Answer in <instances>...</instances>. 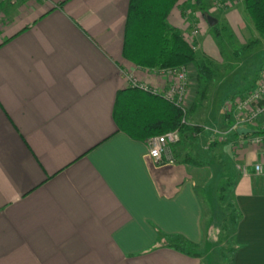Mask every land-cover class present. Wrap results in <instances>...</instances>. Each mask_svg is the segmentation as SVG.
<instances>
[{
    "label": "crops",
    "instance_id": "1",
    "mask_svg": "<svg viewBox=\"0 0 264 264\" xmlns=\"http://www.w3.org/2000/svg\"><path fill=\"white\" fill-rule=\"evenodd\" d=\"M176 7L167 21L184 32L189 4ZM128 8L129 0L0 3V264H203L161 240L199 248L209 225L188 153L179 146L174 163L156 165L145 142L113 121L116 93L132 87L126 75L150 88L169 83L123 58ZM186 69L189 109L198 82ZM201 134V149H217ZM234 143L241 220L231 262L264 264V173H253L264 168V144Z\"/></svg>",
    "mask_w": 264,
    "mask_h": 264
},
{
    "label": "rangeland",
    "instance_id": "2",
    "mask_svg": "<svg viewBox=\"0 0 264 264\" xmlns=\"http://www.w3.org/2000/svg\"><path fill=\"white\" fill-rule=\"evenodd\" d=\"M8 1L0 0V3L8 4ZM185 2H188L189 7L187 15L184 14L185 22L181 17L186 24V29L181 32L187 34L193 27L198 28L199 34L194 40L196 61H205L214 74L211 81L197 83L198 105L185 123L190 126L200 124L203 129L201 140L211 139L215 136L213 132H224L227 129L223 121L224 102L232 95L246 92L262 72L264 37L255 31L240 0H203L204 12L194 2ZM175 10L179 11V8ZM229 10L237 15L235 21L226 20L224 14ZM209 17L218 22L219 36L208 25ZM2 19L0 15V23ZM253 41H257V44L252 49L240 52L242 46ZM233 143V137H229L225 143L216 142L214 147L217 146V149L209 154L201 149L199 142L192 145L184 140L180 147L181 153L190 154L186 156L190 157L192 165L198 169L197 188L205 207V215L209 218L204 241L197 249L203 264L231 263L230 250L235 246L234 233L229 225L225 231L222 226L234 208L232 182L237 177V171L231 162Z\"/></svg>",
    "mask_w": 264,
    "mask_h": 264
},
{
    "label": "trees",
    "instance_id": "3",
    "mask_svg": "<svg viewBox=\"0 0 264 264\" xmlns=\"http://www.w3.org/2000/svg\"><path fill=\"white\" fill-rule=\"evenodd\" d=\"M181 1L183 0H129L122 56L133 66L144 70H174L195 65L197 82L204 80L207 83L214 77L212 70L205 61H196L195 50L187 42L184 34L167 21L171 10ZM187 1L194 2L201 11H205L203 0ZM240 1L255 31L264 37V0ZM211 29L216 36H219L218 22ZM256 44L257 41L249 42L240 48V52L245 53ZM251 87L253 85L249 86ZM197 105V103L192 104L190 109L183 113L180 108L159 95L139 87H128L116 93L113 121L118 131L139 142H145L149 138L170 131H177L179 142L171 148L172 152L176 153V149L184 140L194 145L198 135L203 132L201 127L185 123L186 118ZM186 160L191 161L189 156ZM233 207L222 230L225 231L229 225L235 233L241 214L235 206ZM162 239L168 240L167 246L180 253L200 257L198 247L194 244L179 238L161 236ZM235 250L236 246L230 250L231 257Z\"/></svg>",
    "mask_w": 264,
    "mask_h": 264
},
{
    "label": "built area",
    "instance_id": "4",
    "mask_svg": "<svg viewBox=\"0 0 264 264\" xmlns=\"http://www.w3.org/2000/svg\"><path fill=\"white\" fill-rule=\"evenodd\" d=\"M199 34L198 28L190 30L184 34L187 42L195 50V37ZM157 77L162 78L168 83L167 89L159 87L150 88L140 84L131 74L126 75L132 87H139L143 90L152 92L161 96L166 101L180 108L183 113L188 111L186 95L189 86L188 73L186 67L174 70L155 71ZM223 121L227 125L224 132H213L215 135L211 138L213 143H225L229 137L234 139V148H242L252 145L254 147L264 144V69L257 78L252 88L243 94L232 95L223 104ZM246 128L253 131L248 137L238 136L236 130ZM258 132V134H255ZM262 133V134H259ZM179 142V133L170 131L160 136L149 138L145 141L147 146V157L156 165H161L167 159L168 164L174 163L171 155V148ZM166 157V158H165ZM242 174H247V168L239 169ZM253 173L261 176L264 168L261 163L253 166Z\"/></svg>",
    "mask_w": 264,
    "mask_h": 264
},
{
    "label": "water",
    "instance_id": "5",
    "mask_svg": "<svg viewBox=\"0 0 264 264\" xmlns=\"http://www.w3.org/2000/svg\"><path fill=\"white\" fill-rule=\"evenodd\" d=\"M207 20H208V25H209L210 27L215 26L216 23H217V21H216L215 19L211 18V17H209ZM252 133H253V131H251V130H249V129H246V128H238V129L236 130V134H237L238 136H247V135H250V134H252Z\"/></svg>",
    "mask_w": 264,
    "mask_h": 264
}]
</instances>
